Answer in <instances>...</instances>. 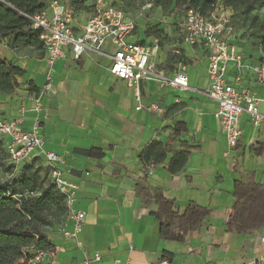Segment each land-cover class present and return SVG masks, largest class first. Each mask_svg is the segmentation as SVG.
Masks as SVG:
<instances>
[{
  "label": "crops",
  "instance_id": "obj_1",
  "mask_svg": "<svg viewBox=\"0 0 264 264\" xmlns=\"http://www.w3.org/2000/svg\"><path fill=\"white\" fill-rule=\"evenodd\" d=\"M130 40L151 39L137 28ZM178 42L176 48L190 60L185 65L189 87L178 90L150 78L141 82L137 100L124 81L111 77L105 55L87 52L77 60L67 55L49 67L42 47L40 56V50L31 46L14 51L8 40L0 39V60L25 71L14 92H0V117L19 120L26 130L38 125L44 149L55 153L63 177L78 186L75 206L85 212L76 239L63 235L65 218L51 221L44 233L56 250L40 264H252L253 259L264 258V225L243 233L226 230L234 182L248 172L255 174V181H264V126L254 127L242 113L241 134L229 150L215 116L217 103L204 94L208 50ZM167 53L161 46L154 57L155 72L165 78L178 69L158 70ZM30 81L38 92L29 90ZM48 81L52 91L45 88ZM245 82L263 94L253 78ZM259 109L264 112V103ZM177 122L186 131L173 140ZM154 139L167 144L169 153L164 162L143 167L139 153ZM180 142L193 149L183 168L172 174L167 162ZM256 148H262L260 155L253 152ZM91 149L103 156L84 153ZM43 150L33 151L25 161L41 178L38 191L52 184ZM21 165H15L16 170ZM137 184L161 190L179 211L195 202L209 214L183 241L164 239L154 215L158 204L143 200Z\"/></svg>",
  "mask_w": 264,
  "mask_h": 264
},
{
  "label": "built area",
  "instance_id": "obj_2",
  "mask_svg": "<svg viewBox=\"0 0 264 264\" xmlns=\"http://www.w3.org/2000/svg\"><path fill=\"white\" fill-rule=\"evenodd\" d=\"M120 3L121 0H95L92 12L81 20L62 0H50L41 12L28 16L32 26L41 29L39 37L47 65L51 67L67 55L77 60L87 52H95L108 57L107 68L111 77L124 81L137 100L141 96V82L150 78H160L161 84L178 90L187 89L185 64L178 63L177 71L167 78L155 72L154 57L161 48L157 39L148 37L150 42L130 40L136 21ZM176 22L181 41L190 45L201 44L208 50V85L204 94L217 103L215 116L231 150L241 134L239 123L242 113L248 114L254 127L264 126V112L259 109V103H264V61L245 53L232 26L230 12L220 5H216L209 16L186 9L182 11L180 21ZM245 78H253L263 94H256L246 84ZM45 88L52 91L49 81ZM0 140L14 165L25 162L33 151L43 150L45 146L38 125L26 130L19 120L1 117ZM43 152L52 183L64 195L66 211L62 233L76 239L82 231L85 215L75 206L78 186L63 177L56 165L54 152L45 149ZM55 250L54 247L37 250L32 262L39 263L46 256L51 258ZM94 257L99 259V253ZM252 264H264V258L253 259Z\"/></svg>",
  "mask_w": 264,
  "mask_h": 264
},
{
  "label": "trees",
  "instance_id": "obj_3",
  "mask_svg": "<svg viewBox=\"0 0 264 264\" xmlns=\"http://www.w3.org/2000/svg\"><path fill=\"white\" fill-rule=\"evenodd\" d=\"M49 1L0 0V39L8 40L9 48L14 51L26 46L40 50L41 29L34 28L28 16L41 12ZM62 1L71 8L74 16L79 18L80 13L87 16L92 12L95 0ZM152 2L161 10L173 11L179 6L182 11L191 8L204 16H209L216 5H220L230 12L232 26L240 41L234 26L233 11L248 15L256 6L264 4V0H152ZM258 26L264 30V17L259 21ZM175 31L177 40H180L178 29L176 28ZM161 34L162 30L157 27L145 29V36L157 39L160 46ZM259 47L263 53L260 59L264 61V37L260 40ZM39 54L42 55L41 50ZM167 60L175 62L176 65L190 64V60L179 48L168 51ZM24 73L22 68L11 61L0 60V92H14L19 85L17 79ZM28 85L29 90L38 92L31 81ZM184 131L186 128L183 123L177 122L172 128V139L176 140ZM179 146L167 162V168L172 174L178 173L183 168L190 150L193 149L186 142H180ZM261 150L262 148H256L253 152L260 155ZM84 153L98 158L103 156L100 151L92 149ZM168 153L167 144L154 139L139 153V160L143 167H146L164 162ZM0 154L9 161L1 140ZM40 186L41 178L35 173L33 166L25 162L19 168L18 174L15 173L4 180L0 179V264H40V262H32L36 251L53 247L44 230L52 226L53 219L49 218L50 215L55 216L56 220L59 216L65 218L64 195L54 187L53 183L49 188L38 191L37 188ZM136 186L138 195L143 200L153 199L158 204L154 215L160 222V235L164 239L183 241L187 234L198 229L201 221L209 214L206 207L195 202H190L184 210L179 211L175 201L165 197L161 190L156 188L149 190L140 187L139 184ZM233 197L231 213L226 221L227 231L243 233L264 225V181H255L253 172L241 175L240 179L234 182Z\"/></svg>",
  "mask_w": 264,
  "mask_h": 264
},
{
  "label": "rangeland",
  "instance_id": "obj_4",
  "mask_svg": "<svg viewBox=\"0 0 264 264\" xmlns=\"http://www.w3.org/2000/svg\"><path fill=\"white\" fill-rule=\"evenodd\" d=\"M47 1V0H44ZM121 7L130 13L136 21V29L143 30L148 27H157L162 30V48L170 51L180 44L176 38V21H180L182 10L179 6L173 11L159 9L152 0H121ZM234 12V26L243 44L244 50L254 56L261 57L259 42L264 37V30L260 29L259 21L264 17V4L256 6L248 15H241L239 11ZM79 19H85V14L80 13ZM169 55V54H168ZM177 68L175 62L166 60L164 65L158 67V70L169 71ZM19 169L4 159L0 154V179H6L8 175L18 174ZM13 173V174H12ZM51 211V210H49ZM50 219H56L50 215ZM46 229V228H45Z\"/></svg>",
  "mask_w": 264,
  "mask_h": 264
}]
</instances>
